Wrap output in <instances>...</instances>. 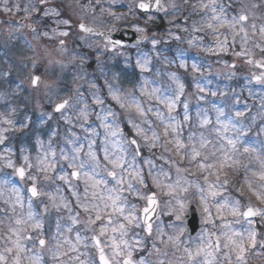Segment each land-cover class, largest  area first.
Here are the masks:
<instances>
[{"label": "rangeland", "instance_id": "obj_1", "mask_svg": "<svg viewBox=\"0 0 264 264\" xmlns=\"http://www.w3.org/2000/svg\"><path fill=\"white\" fill-rule=\"evenodd\" d=\"M101 1L102 0H47L45 7L40 8L38 0H7V6L13 8L11 11L12 23H14L19 15H23L37 26V32L31 34L27 29H24L15 23H11V26L7 25L5 20L10 13L3 10L5 6L4 0H0V82L3 81L0 85V113L4 111L3 107L5 105L11 110V86L8 83L11 79V61L16 62V66H14L13 69L14 75L24 89L23 91L26 95L24 100L26 99L28 102L23 104L21 102L12 101L13 106H15L13 110V113H15L14 118H19L20 122L22 124L24 123L23 125H27L22 131L23 133H19V130L16 131L13 123L12 125L3 123L4 120H11V114H3L1 116L3 119L2 121L0 120V130L4 128H8L9 130L7 132L0 131V135L6 137L4 143L0 144V152L2 153V155H0V199L2 200L3 196L7 194V199L2 202L9 204L10 210L11 204L15 205V207H20L25 216L28 212L29 202H31L32 210L43 220L42 232L39 230L34 231L28 225L23 226L27 229V232H22L21 237L30 234L33 239L20 240V243L28 249L27 252L21 253V264H27L28 257L35 254H41L43 260L51 259V252L49 249L52 248V245L56 242L53 240V237L55 236L61 243L64 241L61 231L57 233V223H53L55 217L59 219V216L65 215L66 220H68L69 217L76 216L77 213H79L78 219L80 223H71L67 226L68 229H72L71 232L68 230L66 232L67 240L76 243L75 237L77 232H79L82 238L88 237V239H82L77 245L78 252L69 251L68 256H63L61 259L65 264H73V261L79 264L75 259L70 260V257L74 258L79 255L80 259H82L81 256L85 255V264H91L89 260V250L94 249L91 240L93 233L84 230V224L88 216L77 206L76 197L72 195V192L76 191L80 194L81 200H83L85 187L84 180L83 177H81L78 183L72 181L71 172L74 169L69 167L68 160L62 159L61 153L63 152L71 157L75 154L73 149L82 146L83 151L79 154L80 159L87 160L88 157L86 154L89 151L88 146L94 141L91 150L97 154L100 158L101 165L103 166L107 163L103 159L104 148L107 146L110 152H115L118 155L120 142L124 138L128 140L136 138L141 143V153L143 152L144 154H141L136 158L135 166L137 168H142L146 177L149 165L144 163V161L151 159L154 162L153 172L159 171L160 169H158V167H162L164 171L169 172L171 176L170 180H165L163 176L160 177L165 184H175V181L179 176L181 178V185L188 187L187 192L181 191L178 187L176 192L170 195L167 188H156L152 184L151 177H147L149 188L142 189V192L144 194H150V192L154 190L160 203V216L154 226L152 237H146L144 233H141L140 228L133 230L135 233H139L141 237L145 238L144 249L134 252L133 258L138 260L139 258L144 257L147 260L153 261L154 264L159 259H163L165 264H196V261L188 258L184 249L188 248L194 250L200 243V238H207L210 233L221 235L223 227L222 222L219 219H215L214 226L212 224L204 223L206 213L203 212V204L200 199L201 193L196 185L207 186V182L200 180L198 176L200 171H202L204 175L206 170L198 169L196 165L192 169L191 165L195 161L189 162L187 156H184L179 160L174 153L170 150L166 151L165 147L161 146L163 139H165L163 122H168L169 116L174 117L175 111L173 110L174 112L172 111L169 113L167 107L157 99V96H170L175 99L176 96L179 95L178 83H182L172 78L174 82L171 81L167 84L165 81L163 82L162 79L163 85L168 88V90H165L164 87L161 88L162 90L156 87L153 88V85L159 87L157 83L161 82L159 78H156V83L153 76H149L154 67V59L156 57L154 51L158 48L157 44H154L153 41H157L159 37L158 35H154L152 38L150 37L151 39H149L148 42H152V44L150 46L147 45V47H150V50L148 51L144 48L143 52V48L138 47L129 49L128 53L122 50L109 53L108 47H104L101 40L84 36L76 30L77 25L80 23L90 25L91 27L100 30H105L107 28H113L114 30L120 24H124L126 28L132 29L140 36H149V34H153L152 29H148L144 25L142 26L143 23H141L140 15L135 13V4L140 0H114V3L112 4L107 3L105 6H98L101 4ZM162 1L169 10V13L166 16L168 23H174L175 21H178L179 18L181 19L183 16V6L181 5L183 3L182 0ZM205 1L207 0H202V2ZM234 2L238 4L239 10L243 8L245 13L249 15V21L247 22L246 27L251 38L247 46L252 49L250 50V58L259 61L264 60V52L259 48H254L252 46L254 43H264V41L261 40V34L259 31L260 27L264 26V0H262V3L258 0H234ZM119 4L126 6L125 10L127 9V13L125 15L119 14L114 10V7ZM207 4L209 7L203 8L201 6V0H199L198 3L200 10L205 11V9H209V12L212 14V5L211 3ZM252 4H259L260 7L252 8ZM15 5H19V11L16 10L14 7ZM32 5H36L39 8V11L33 12ZM217 5L219 6L218 1ZM24 8H28L30 14L26 13ZM100 9H102V11H100ZM103 9L110 13L104 15ZM45 10H51L54 13L58 12L59 15L52 14L44 16L43 13ZM47 18L50 19L49 25L46 23L48 20ZM209 18L210 16H206L203 20L194 23L190 28V32L178 24L177 33L167 35V38L162 40L167 44L176 42L175 53L179 55L180 65L186 67L185 69L189 68L191 73L195 74L196 72L194 73L193 71L197 70H194L192 65L195 64L200 70L204 68V65L207 63L206 58H209L223 66L219 71L216 69L222 77H231L234 75L235 72H233L232 67L226 66L233 64H236V67L238 66L239 70H246V74L244 75L246 76L247 81H252L253 74L260 75L261 72L255 69L254 66L247 67L246 60L248 57H238L234 55L235 52L241 50V39L237 36L236 43L234 45L231 44L232 36L230 34L231 30L228 26L219 29L220 33L228 36L230 42L228 51L225 53L205 51V48L214 47L217 38V34L214 33L212 29L207 28ZM138 19L139 22L136 23L135 21ZM64 20L69 21V23H60V21ZM42 23L45 24L42 26ZM252 23L256 24L255 30L251 28ZM194 26L195 28H202L203 30L196 31L194 30ZM179 31L186 34L184 38L178 36ZM45 32L48 33L47 36L44 35ZM61 32H67L68 35L62 36L60 35ZM181 33H179V35ZM253 33L255 34L253 35ZM188 35H190V37H188ZM219 38L224 39V35H221ZM61 41L64 43L61 44ZM132 51L135 52L134 55L132 54ZM91 54H94V57L91 58L90 56H87ZM188 54L194 55L191 60V67L188 66L186 61ZM91 63H94L96 66L94 74L98 76L99 80H96L94 74L88 75L86 72H81L85 71ZM157 64L155 66H157ZM106 67H109V70H107ZM133 67L138 70V74L140 75V80L137 83L136 81L138 79L136 73L133 74L131 72ZM8 69H10V72ZM213 73L217 74L216 72ZM33 76H39L41 78V83L36 87H34L31 82ZM205 82V80L201 82L202 86H199V89L195 88L194 94L197 95L199 92L200 94H204V96H208L209 85ZM254 83H256V87L254 88L256 91L252 97H255V100H257L256 98L258 97L259 101H256L253 105L252 110H254L255 113L253 115L261 118V123H264V84L257 83L255 80ZM109 86H111L112 91H110ZM201 88L203 91L200 90ZM153 89H159V91L155 94H151ZM184 91L185 89H183L182 95L186 96L185 100L190 102L191 99L192 101L191 95L184 94ZM113 92L120 95L121 101L125 104V107L121 108L120 104L112 99ZM182 95H179L176 104L182 98ZM94 96L103 99L104 103L97 104L94 100ZM68 97L72 98L69 107L56 115L53 108L56 104L62 102ZM253 98H251V100L254 101ZM237 101L240 107L244 106L241 101ZM136 103L145 110L147 113L146 116L139 115L135 107ZM27 104L28 112L26 111V107H23L27 106ZM85 104H87L86 109L84 107ZM82 109L87 113L86 120L80 116ZM109 109L116 114L115 121L112 116L107 115ZM149 109H151V111H148ZM157 112L163 115L164 120L157 118ZM105 117L106 120L103 119ZM208 118L211 120H220L223 116L221 117V115H219V111H212ZM130 120L139 124L148 135L150 134V136L152 130H155L162 138L159 146H156L154 149H149L145 146L143 139L136 136L132 123H129ZM145 121H150L151 123H145ZM105 122L113 125V130L117 132V135H107L106 130L103 127ZM219 123L222 124L223 121ZM227 123L228 121L221 126L224 127ZM11 134H13L12 138ZM14 134L22 137L15 141ZM106 135L107 142L105 140ZM166 139L169 140V137H166ZM18 141L19 144H22V156L19 155L20 153L18 149H16ZM170 144L173 146L174 143H169L166 146L168 149L172 148ZM125 147L128 149V160L131 161L132 147L128 145H125ZM45 148L46 150H44ZM50 150H53L56 153L55 170L48 173H41L37 168V157ZM25 155L29 157L31 164L33 165L31 169H28L27 165L24 163L23 157ZM145 155H147V157H145ZM9 160L12 161L13 167H8ZM172 161H177L178 164H173ZM20 166L26 168L27 179L25 181H19L16 178L15 169ZM177 166L182 169L186 166L188 172H181L178 174L176 172ZM110 167L111 166L109 165V168ZM82 171H89V168L85 167ZM65 174L68 175L71 186L65 181L58 179L60 175ZM33 175L37 177V187L41 191L55 196L58 203L61 202V197H63L64 201L69 204L71 211L62 208L57 212L52 209L48 195H43L41 200L36 203L29 200L26 197L27 187L29 184L33 183V181L28 179V177ZM45 176L49 178L45 179ZM101 177L106 178L109 181L108 187H113L115 185V182L110 177H106L103 172H101ZM225 178H227L226 175L224 173L221 174V179L223 180ZM12 189H16L17 191L14 192ZM57 189H59V191H57ZM125 195L128 194L125 193ZM17 196H19L23 202L22 208L16 203ZM224 196L235 199L233 188H231L229 184L226 186ZM1 200L0 206L2 204ZM178 201L183 202L185 205L182 212L179 210L180 205ZM129 202L135 203L137 207L141 209L146 206V202L142 199H137L134 194L129 195ZM214 204L215 201H210V206ZM45 205H48L49 207V212L47 214L43 213ZM189 205H193L197 209L201 224L199 234L193 239L187 238L183 225H181L180 220L176 219L177 214H179L181 218L184 216ZM252 205L255 206L254 204ZM241 206L242 209L246 207L243 203H241ZM262 209H264V207H262ZM212 211L215 215L214 206L212 207ZM3 214L4 211L0 210V215ZM225 216L226 221L230 223L231 227L236 231L243 232L249 227L248 222L244 221L242 217L239 218V222L237 223L235 222L237 218L227 215V213H225ZM19 218H21V216ZM62 220H64V218L58 220L59 224ZM262 221H264V217H259L258 220L254 221V226L259 232L257 237L258 241L264 239V223H262ZM99 224L100 222L97 223V228L99 227ZM158 226L163 229L164 235L160 239H156L155 243L157 247L161 249V253H166V255L156 254L152 250V242L157 236ZM2 227L8 237L5 239L4 234L0 231L2 234L0 238V253H3L6 256L8 264H13V258L16 254V248L13 241L16 240L17 237L13 236L9 229L17 226L15 223L11 224V227L2 223ZM181 230L182 235H180ZM132 234L133 232L130 231L129 239ZM177 235H180L178 247L175 243L168 240V236L175 237ZM10 236L11 239H9ZM38 238H44L48 241L47 248L42 251L36 246V240ZM101 241L111 258L112 249L108 246L110 242L107 241L105 237H101ZM223 244L224 240L222 237L221 250L215 254L213 264H229V261L225 258V252L228 250L223 248ZM69 247L68 244H64L63 250L67 251ZM146 247H148V249ZM6 248H12L13 251L8 253L5 251ZM150 252H152V255H149ZM254 252L264 253V249L257 248L256 250L249 251L246 255L247 264H264V254L257 255L254 254ZM202 259L203 257L197 258V260ZM231 264H236L234 252L231 253Z\"/></svg>", "mask_w": 264, "mask_h": 264}, {"label": "snow or ice", "instance_id": "obj_2", "mask_svg": "<svg viewBox=\"0 0 264 264\" xmlns=\"http://www.w3.org/2000/svg\"><path fill=\"white\" fill-rule=\"evenodd\" d=\"M156 7L161 11H166L164 5L161 3V0H154ZM38 3L43 5L47 3V0H38ZM212 5L211 12L212 15L209 18V22H207V28L212 29L214 33L217 34V38L214 44V47L205 48L206 52H215V53H225L229 49V40L228 36L220 33L219 29L228 26L230 28V34L232 36L231 44L236 43V37L239 36L241 39V50L235 52L234 55L238 57H249L246 60L248 64H255L259 68L264 69V60H254L251 57L250 49L247 47L250 41V36L248 29L246 27L247 22L249 21V15L245 13V11L240 9L236 15H232L229 17L226 8L223 4L217 5V0H210ZM4 8L5 12H11L13 8L7 6V0H4ZM201 6L203 8H208L209 5L205 4L201 0ZM231 6V5H230ZM17 11L20 10L19 5L14 6ZM140 9L147 10L151 7V3H144L143 0L138 4ZM252 8L260 7L259 4H252ZM26 13H29L28 8H24ZM32 11L38 12L39 8L36 5H32ZM30 14V13H29ZM44 16H49L52 14L59 15L58 12H52L51 10H45ZM60 23L68 24L69 21L64 20L60 21ZM80 28L83 31H92L91 28L86 27L84 24L80 25ZM251 28L253 30L256 29V24L252 23ZM196 31H202V28H195ZM33 31H36L33 28ZM261 40L264 41V26H261L260 29ZM255 33H253L254 35ZM45 36L48 35L47 32L44 33ZM60 35L67 36V32H61ZM224 35V39H220L219 37ZM64 42L61 41V44ZM155 44L156 42L153 41ZM191 43V42H190ZM254 48H259L262 52H264V43H254L252 45ZM183 66V65H182ZM232 68H235V65H226ZM194 70H199L197 66L192 65ZM172 78L175 80V74H172ZM253 79L260 84H264V72L260 75L253 74ZM31 82L33 85H38L40 82L39 76H33L31 78ZM199 88V85H197ZM179 95L183 94L184 85L178 83ZM110 91L111 86H109ZM203 91V89H200ZM159 91V89H153L151 94H155ZM179 95L173 98H166L157 96V99L163 103L169 113H171L176 107V101L179 99ZM215 95V93H213ZM112 99L120 104V107H125V104L121 101V97L118 93H112ZM94 100L97 104H103L104 101L98 96H94ZM69 107V100L65 99L62 102L56 104L55 111L61 112L62 110ZM85 109L87 108V104H85ZM136 110L140 116H146L145 110L138 104H135ZM185 109H187V104L184 105ZM148 111H151L149 109ZM107 115L113 117L115 121V113H113L110 109L108 110ZM157 118L164 120V117L161 113H156ZM219 115L223 116V110H219ZM244 115L243 112L237 111L235 113V118L242 117ZM80 116L85 120L87 119V113L85 110H81ZM99 118V117H98ZM106 120V117L103 118ZM187 119V116H185ZM175 120L174 117L169 116L168 122L165 123L164 127V137L163 142L161 144L162 147H165L166 151H169L166 146L169 143H174L176 147V154L181 156H187L189 158V162H196V166L198 169L207 170L209 174H213L212 170H215V180L207 183V186H201L199 184L196 185L199 192L201 193L200 199L203 204V212L206 213L204 217V223L215 225V219H219L222 222L223 232L221 235H216L215 233H210L207 238L201 237L200 243L196 246L194 250L185 248L184 252L187 254L190 260L196 261V264H213L215 260V254L221 250V238L223 237L224 244L223 248L228 251L225 252V258L231 264V253H235L236 264H247L246 255L249 251L259 249H264V239L258 241L257 237L259 235L258 230L254 226V221L250 218L254 217H264V209L260 207L253 206L249 203L245 208L242 209L241 202L238 199H231L229 197L224 196V191L226 190V186L229 184L228 179H221V170L223 168L231 167L233 164H238L239 161L234 159V154L238 151L236 145L239 142V138H227V143L225 145H221L220 148L216 149V151L221 152L220 157H216V151H212L210 153H204L200 149H206L208 144L211 141L207 140L203 136H201L199 140V147H197L196 143H192L190 146L180 138V124L173 123ZM219 122V119L218 121ZM3 123L8 125H12L11 120H4ZM132 123L133 128L135 129V134L137 137L143 139L145 146L149 149H154L157 146L158 142H161V136L155 131L152 130L151 136L147 134V132L140 127L139 124L134 123L133 121H129ZM145 123H151L150 121H145ZM202 123H209L207 119H205ZM229 125L233 129H236V125L231 123V118L228 123L224 125V129L227 130ZM26 127L27 125H23ZM103 127L106 130L107 135L115 136L117 132L113 130V125L105 122ZM118 127V126H117ZM9 129L4 128L0 131L7 132ZM243 134L242 130L236 129ZM173 134L172 140L166 139L169 133ZM107 135L105 140L107 142ZM6 137L0 135V144H3ZM189 140H192V136H189ZM92 143L89 144V151L87 152V160L80 159L79 154L83 151V147L74 148V155L69 157L67 154L61 153V157L64 160L69 161V167L74 169L71 172V176L76 178L77 180L83 177L84 180V197L83 200L80 198V194L76 191L72 192V195L76 197V204L79 208H81L84 213L87 214L88 218L84 224V230L92 232L91 240L93 241V245L99 251V259L102 261V264H154L153 261L147 260L144 257L134 259V252L138 250H142L145 247V238L141 237L139 233H135L133 230L140 228L144 231L145 236H152L153 234V216L156 214L157 204V196L155 192H150V194H144L142 189L149 188L147 181V177H151L152 184L156 188H167L168 193L171 195L176 192V189L179 187L181 191L187 192L188 187L181 185V178L178 176L175 184L168 183L165 184L163 180L160 179L161 176L164 177L165 180H170L171 176L169 172L164 171L161 167L159 171L153 172L154 162L151 159H147L144 163L149 165V170L147 173V177L144 175L142 168H137L135 166V161L138 156L141 155V143L136 139H122L119 146V154L117 155L115 152H110L108 147L104 148V156L103 159L107 163L103 166L101 165L100 158L97 154L92 151ZM125 145L132 147L131 153V161L128 160V149ZM190 147L189 152H184V149H188ZM215 147V146H214ZM245 153L250 151H254L248 147L243 149ZM209 156L216 157L213 162L209 161ZM25 165H27L28 169H31L33 165L31 164L29 157L25 155L23 157ZM260 160V171L253 172V176H257L259 181L264 182V159L257 157ZM231 160V164L229 161ZM78 161V163H77ZM56 163V153L53 150L48 152H44L42 155L37 157V168L41 173H48L55 170ZM173 164H178L177 161H172ZM109 165L111 166L109 168ZM8 167H13V163L11 160L8 161ZM85 167L89 168V171H82ZM16 174L21 178H25L26 176V168L18 167L15 169ZM101 172H103L106 177H110L115 185L113 187H108L109 181L106 178L101 177ZM176 172L179 174L181 172H188L187 168L176 167ZM127 175V179H126ZM45 179L49 177L45 176ZM28 179L33 181L32 186L29 191L32 197H40L43 195H48L49 200L51 201V208L59 212L62 208L68 209L71 211L69 204L64 201V198L61 197V202H57L56 197L52 196L49 193H45L41 191L37 187V177L35 175L29 176ZM58 179L65 181L71 186V183L68 179V175H60ZM205 181L208 180V177L205 176ZM187 183V182H186ZM249 190H251L254 195H256L257 199L264 203V183L259 185V188L253 186L252 181H248ZM12 191H17L16 189H12ZM59 191V189H57ZM127 193L128 195H125ZM135 195L137 199H142L146 202V206L138 208L135 203L129 202V195ZM210 201H215V204L210 206ZM16 203L23 207V202L17 196ZM180 211L182 212L185 208L183 202H179ZM215 207V215L213 214L212 207ZM13 211H15V205L13 206ZM49 212L48 205H45L43 208V213L47 214ZM230 215L232 217L237 218L235 222H239V218L243 217L248 221L249 227L243 231L239 232L234 230L231 227V224L226 221V216ZM79 213L76 216L70 217L73 224H79L80 221L78 219ZM176 219L180 220L181 216L179 214L176 215ZM100 222L99 227L97 228V223ZM264 223V221H262ZM15 225L17 227L10 228L9 231L13 236H16L17 239L13 241V244L16 248V254L13 258V264H21V253H25L28 249L20 243L21 239L32 240L33 237L29 235H25L21 237L22 232H27V229L23 226L28 225L34 231L43 230V220L39 217V215L32 210V204L29 202L28 212L26 216H22L21 218H17L15 220ZM57 233L60 232V224L57 222L56 226ZM69 232L72 231L71 228L68 229ZM130 231L133 232L131 238L129 239ZM164 235L163 229L159 226L157 227V236L153 239L152 242V250L156 254L166 255V253H161V249L157 247L155 240L160 239ZM180 235H182V230ZM180 235L175 237L168 236V240L172 241L179 246ZM101 237H105L107 241H109V245L112 249L111 258H109L104 250V246H102ZM11 239V236L9 237ZM82 239H88V237H81L79 232L75 237L76 243H72L70 240H64L61 243L54 236L53 240L56 242L52 245V248L49 249L51 252V259L56 262V264H65V262L61 259L63 256H68L69 251L78 252L77 245L81 242ZM163 242V241H162ZM36 243L41 249H45L48 246V241L44 238H38ZM64 244H68L70 247L67 251H64ZM86 246V245H85ZM6 252L11 253L13 251L12 248H6ZM254 254L260 255L264 253ZM152 255V252L149 253ZM198 257H203L202 260H197ZM71 259H75L79 262V264H85L84 261H80L79 255ZM29 264H41L43 261V256L41 254H35L33 256L28 257ZM0 264H8V260L3 253H0ZM155 264H165L163 259H159L155 262Z\"/></svg>", "mask_w": 264, "mask_h": 264}, {"label": "trees", "instance_id": "obj_3", "mask_svg": "<svg viewBox=\"0 0 264 264\" xmlns=\"http://www.w3.org/2000/svg\"><path fill=\"white\" fill-rule=\"evenodd\" d=\"M14 65L11 64V69L13 68ZM16 66V65H15ZM186 76V75H185ZM16 84V83H14ZM185 84L187 85V90L188 91H192L193 85L186 81ZM231 104L227 105L224 107L225 111L230 112V115L232 114V110H231ZM194 107V106H193ZM198 113L200 114V116L203 114L201 108H198ZM242 111V110H241ZM225 112V113H226ZM252 112H254V110H252ZM192 119L194 121V117L192 116ZM241 121H244L240 130H242L243 134H241L240 131H233L232 129L230 130H225L223 129V131H221L220 133L217 132H212V134L209 133V131L211 129H207L203 126H199L196 124H193V128L192 130L190 129V135L192 136V140L190 142V145L192 143H196L197 147H199V140L200 139H195L198 136L197 135H203V136H207L209 139V141H211V143L208 145L207 147V152L206 153H210L212 151H216V149H218L217 144H225L223 138H227V136L225 135V133H229L230 135L233 134L234 138H239V150L240 153L239 155H241L244 151L243 149L245 147H248L250 149H253L254 151H250L248 153H245L243 156H239L236 157V160L239 161L238 164H234L231 167H225L227 168V170L230 173H234V171L239 172L237 175V179H229L230 182H232V184L238 188L239 185L238 183H240V185L242 184L243 181H241L242 179H247L248 181H252L253 182V186L256 188H259V185L261 182L259 181L257 176H253L251 172H257L256 170L260 171V169L255 168V166L257 165V162L260 163V160L256 159L257 157H260L261 159H264V148L263 146H261V143L258 142L257 138H258V118L256 116H252V114H248L246 113L245 116H242ZM238 119V121H240ZM260 120V119H259ZM237 121V122H238ZM186 125L183 126V128H185ZM221 127H218V129H220ZM231 132V133H230ZM183 136H180L182 139H185L184 134H182ZM173 138V135H171V139ZM199 138V137H198ZM215 146V147H214ZM214 149V150H213ZM205 153V152H204ZM217 155H219V151L217 152ZM250 156V159H247V157ZM217 157V156H216ZM216 157H212L209 156V160L210 162L214 161ZM220 157V156H218ZM248 181H247V185H248ZM238 190V189H237ZM240 193H242L244 190H238Z\"/></svg>", "mask_w": 264, "mask_h": 264}, {"label": "water", "instance_id": "obj_4", "mask_svg": "<svg viewBox=\"0 0 264 264\" xmlns=\"http://www.w3.org/2000/svg\"><path fill=\"white\" fill-rule=\"evenodd\" d=\"M149 3H151V7H149L147 10L140 9V8L139 9L142 11H145V12L161 13V10H159L156 7L154 0H150ZM83 32H85L87 34L101 35L102 37L105 38L106 41H108L110 44H112L113 47L126 46L128 44L137 42V38L135 37V35L130 33V32H127V31H119L115 35H103V34H100L98 32H95L94 30H92L90 32H88V31H83ZM157 215H158V207H156V214H155V216H153L152 223L157 219ZM183 222L187 226V234L189 236H194L198 232L199 220H198L197 214L195 212V209L193 207H191L189 209V212H188L187 216L184 218ZM101 263H102V261H101Z\"/></svg>", "mask_w": 264, "mask_h": 264}, {"label": "flooded vegetation", "instance_id": "obj_5", "mask_svg": "<svg viewBox=\"0 0 264 264\" xmlns=\"http://www.w3.org/2000/svg\"><path fill=\"white\" fill-rule=\"evenodd\" d=\"M67 230H68V228H66L65 230H62V232H61V234H62V238H64V240H66L67 239ZM69 238V237H68ZM53 261H52V259H44L43 261H42V263L43 264H47V263H52Z\"/></svg>", "mask_w": 264, "mask_h": 264}]
</instances>
